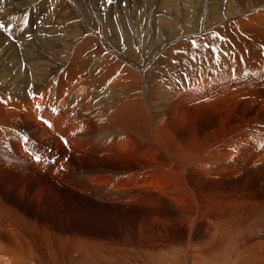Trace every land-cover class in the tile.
<instances>
[{"label": "rangeland", "instance_id": "374dc122", "mask_svg": "<svg viewBox=\"0 0 264 264\" xmlns=\"http://www.w3.org/2000/svg\"><path fill=\"white\" fill-rule=\"evenodd\" d=\"M5 1L0 0V81L15 68L23 87L15 93L14 82H0L9 85L7 92L0 88L8 93L0 96V206L9 204L2 205L0 216L15 210L14 225L22 218L23 246L34 249L35 264H180L187 240L197 247L192 253L197 250L200 264H264V0L253 8L243 5L232 22L222 24L217 18L230 10L224 0L180 10L166 0H48L49 7L41 6L45 0ZM162 15L170 18L168 25H161ZM124 22L132 47L123 39ZM47 28L60 35L50 39ZM76 44H82L80 52ZM109 45L119 59L109 62L121 68H112L98 86ZM121 97L127 103L116 104ZM147 98L151 119L144 109ZM32 111L39 112L37 118L30 117ZM62 134L65 141L58 142ZM45 151L53 153L48 162L56 172L38 166L37 157L46 161ZM101 174L106 177L98 180ZM106 245L116 255L103 262L98 258Z\"/></svg>", "mask_w": 264, "mask_h": 264}, {"label": "bare ground", "instance_id": "6f19581e", "mask_svg": "<svg viewBox=\"0 0 264 264\" xmlns=\"http://www.w3.org/2000/svg\"><path fill=\"white\" fill-rule=\"evenodd\" d=\"M5 1V0H4ZM16 1V0H15ZM25 1V0H24ZM27 1V0H26ZM53 1V0H52ZM87 1V0H86ZM168 3H169V5L171 6V7H178V9L179 8H187V7H189V9H190V7L191 6H196V5H198V4H200V3H202L204 0H183L182 2L181 1H179V0H166ZM209 1V0H208ZM221 1V0H220ZM218 2V1H215L216 3L218 2V7L220 6H224L225 5V8L227 9V8H229L230 10H228V12L230 13V11H233L235 14L233 15V16H231V15H229V13L227 14V12H226V15L224 16V17H218L217 15V23L219 22V23H221V22H223V21H225V20H228V19H230V18H232V17H234L235 15H237L236 13L242 8V6L243 5H245V7L246 6H248L249 8H253V7H255V6H259L262 2H263V0H224L223 2V4H221L222 2ZM6 2V1H5ZM4 2V3H5ZM28 2V1H27ZM35 3L36 2H38V1H34ZM41 2V1H40ZM57 2V1H56ZM60 2V1H59ZM78 2V1H77ZM180 2H181V4H180ZM3 3V4H4ZM32 3H33V1H32ZM62 3H64L63 1H62ZM208 3V2H207ZM212 3V4H211ZM38 4V3H37ZM44 4H47V5H45L46 7L48 6H50V3L48 2V0H45V2L43 1V3L41 4V6H44ZM52 4V3H51ZM210 4L211 5H216L215 3H213V0L210 2ZM21 5V4H20ZM27 5H28V3H27ZM56 5V4H55ZM54 5V6H55ZM59 5V4H58ZM57 5V7H59ZM63 5V4H62ZM61 6V5H60ZM86 6V5H85ZM131 6V5H130ZM8 7V6H7ZM16 7H18V5H16ZM22 7V6H21ZM27 7V6H26ZM29 7V6H28ZM38 7V6H37ZM40 7V6H39ZM53 7V6H52ZM139 7V6H138ZM144 7V6H143ZM170 7V8H171ZM9 8V7H8ZM12 8V7H11ZM41 8V7H40ZM224 8V7H223ZM14 9V8H13ZM44 9V8H43ZM188 9V10H189ZM192 9V8H191ZM212 10H213V8H211ZM221 9V8H220ZM243 9V8H242ZM241 9V10H242ZM248 9V8H247ZM29 10V9H28ZM57 10V9H56ZM166 10V9H165ZM180 10V9H179ZM222 10H224V9H222ZM222 10H220V11H222ZM245 10V9H244ZM251 10V9H250ZM249 10V11H250ZM49 11V10H48ZM54 11V10H53ZM233 12H231V13H233ZM244 12V11H243ZM248 12V11H247ZM7 13V12H6ZM5 13V14H6ZM166 13V12H165ZM240 13H241V11H240ZM51 14H53V13H51ZM56 14V13H55ZM139 14V13H138ZM239 14V13H238ZM260 15L259 16H261V13H259ZM264 14V13H263ZM172 14H170V16H171ZM5 16V15H4ZM57 16V15H56ZM165 16V15H164ZM168 17H170L169 15H167ZM215 16V17H216ZM158 17V16H157ZM161 17V21L162 22H160L161 23V25H165V24H169L168 23V21H169V19H165V18H163V15L162 16H160ZM175 17H176V15H175ZM212 17V16H211ZM256 17V16H255ZM19 18H21V17H19ZM141 18V17H140ZM10 19V18H9ZM8 19V20H9ZM137 19V18H136ZM216 19V18H215ZM256 19V18H255ZM260 19V18H259ZM262 19V18H261ZM2 20V19H1ZM51 20V19H50ZM126 20V19H125ZM157 20V19H156ZM177 20V19H176ZM179 20V19H178ZM231 20V19H230ZM233 20V19H232ZM232 20H231V22H232ZM7 21V20H6ZM229 21V20H228ZM228 21H227V24H228ZM56 22V21H55ZM134 22V21H133ZM157 22V21H156ZM33 23V22H32ZM37 23V22H36ZM128 23V22H127ZM131 23V22H130ZM154 23H155V21L153 22V25H154ZM177 24H178V21L176 22ZM175 23V24H176ZM223 23H225V22H223ZM257 23V22H256ZM53 24V23H52ZM222 24V23H221ZM5 25V24H4ZM32 25V24H31ZM58 25V24H57ZM123 25H125L124 26V30H125V38H123V39H126L127 41V44H128V46L129 47H132V46H134L133 44H134V40H133V38L130 36V34H129V32H131L130 30L128 31V29H127V25H126V22H124L123 23ZM161 25H159V26H161ZM166 25V26H167ZM172 25V24H171ZM174 25V24H173ZM179 25H181V24H178V26ZM231 25H234V23H232ZM236 25H238V24H236ZM251 25V24H250ZM159 26H157V24H156V27H158L159 28ZM176 26V25H175ZM196 26H197V24H196ZM195 26V27H196ZM255 26V25H254ZM258 26V25H257ZM13 27V26H12ZM47 27V26H46ZM174 27V26H173ZM180 27V26H179ZM188 27V26H187ZM190 27V26H189ZM188 27V28H189ZM193 27H194V24H193ZM198 27V26H197ZM223 27V26H222ZM59 28V27H58ZM161 28H163V27H161ZM165 28V27H164ZM178 28V27H177ZM183 28H185V27H183ZM257 28V27H256ZM0 29H4V28H0ZM6 29V28H5ZM36 29V28H35ZM39 29H41V27L39 28ZM39 29L37 30V31H39ZM117 29V28H116ZM116 29H115V32H117L116 31ZM158 30V29H157ZM192 30V29H191ZM193 30H195L194 28H193ZM259 30V29H258ZM257 30V31H258ZM4 31V30H3ZM25 31V30H24ZM75 31V30H74ZM122 31V30H121ZM154 31H155V29H154ZM161 31V30H160ZM180 31H181V29H180ZM184 31V30H183ZM182 31V32H183ZM9 32V31H8ZM27 32V31H26ZM45 34H48L49 35V38L51 39V38H53V37H56V36H59L60 34L58 33V31L56 30V29H54V28H47V29H45ZM162 32V31H161ZM172 32V31H171ZM169 33L168 32V34H172V33ZM197 32H199V30L197 29ZM206 31H204V33H205ZM264 32V31H263ZM61 33V32H60ZM75 33V32H74ZM123 33V34H124ZM155 33H156V31H155ZM209 33V32H208ZM211 34H212V32H210ZM214 33V32H213ZM23 34H25V33H23ZM64 34V33H63ZM157 34H158V32H157ZM167 34V35H168ZM187 34V33H186ZM193 34H195V33H193ZM196 34H198V33H196ZM47 35V36H48ZM117 35V34H116ZM191 35V34H190ZM202 35V34H201ZM203 35H205V34H203ZM31 36V35H30ZM35 35H33V37H34ZM62 36H64V35H62ZM67 36V35H66ZM117 36H119V34L117 35ZM162 36V35H161ZM181 36V35H180ZM194 36V35H193ZM192 36V37H193ZM253 36V35H252ZM10 37H11V35H10ZM23 37V36H22ZM26 37H28V36H26ZM25 37V38H26ZM74 37V36H73ZM76 37V36H75ZM183 37H184V35H183ZM185 37H186V35H185ZM188 37V36H187ZM196 37V36H195ZM35 38V37H34ZM68 38V37H67ZM149 38V37H148ZM182 37H180V39H181ZM190 38V37H189ZM7 39V38H6ZM36 39V38H35ZM40 39V38H39ZM57 39V38H56ZM61 39V38H60ZM59 39V40H60ZM64 39V38H63ZM70 39V38H69ZM118 37L116 38V40L115 41H118ZM172 39V38H171ZM34 40V39H33ZM71 40V39H70ZM77 40V39H76ZM120 40V39H119ZM167 40V39H166ZM187 40H188V38H187ZM191 40V39H190ZM195 40V39H194ZM240 40V39H239ZM3 41V40H2ZM19 41V40H18ZM32 41V40H31ZM48 41V40H47ZM75 41V40H74ZM168 41H170V40H168ZM179 41H181V40H179ZM178 41V42H179ZM189 41V40H188ZM188 41H186L187 43H188ZM220 41V40H219ZM35 42V41H34ZM45 42V41H44ZM52 42V41H51ZM55 42H56V40H55ZM76 42V41H75ZM120 42H121V40H120ZM165 42V41H164ZM177 42V43H178ZM183 40H182V44H183ZM216 42V41H215ZM6 43V42H5ZM8 43V42H7ZM26 43V42H25ZM38 43V42H37ZM46 43V42H45ZM49 43V42H48ZM61 43V42H60ZM69 43V42H68ZM67 43V44H68ZM70 43H71V41H70ZM185 43V42H184ZM223 43V42H222ZM257 43V42H256ZM20 44H22L21 42H20ZM19 44V45H20ZM63 44V43H62ZM66 43H65V45H67ZM116 43L114 42V45H115ZM213 44H214V41H213ZM1 45V44H0ZM33 45V44H32ZM77 45V44H76ZM113 45V44H112ZM179 45H181V43L179 44ZM4 46V45H3ZM22 46V45H21ZM28 46V45H27ZM68 46V45H67ZM109 46H111V45H109ZM175 46V45H174ZM173 46V47H174ZM222 46V45H221ZM29 47H32V46H29ZM28 47V48H29ZM40 47H41V49L43 48V47H45V46H43L42 47V42H41V44H40ZM47 47V46H46ZM71 47V46H70ZM76 47H79V52L82 50V44H78ZM115 47V46H114ZM116 47H118L117 45H116ZM214 47H216L215 46V44H214ZM1 48V47H0ZM22 48V47H21ZM20 48V49H21ZM27 48V47H26ZM57 48V47H56ZM104 48H105V46H104ZM112 48V49H111ZM111 48H109V50H107L106 52H105V49H103L104 50V55H103V57H102V61H101V65L102 66H104V71H103V73L101 74V76H99V80H97V81H95L96 82V84L98 85V86H102L106 81H105V76L110 72V70L112 69V68H121V66H119V65H116V64H114V63H112V62H109V60L111 61H113V60H118L119 61V59H115L116 57H115V55H116V53H117V51H115V49H113V47L111 46ZM175 48V47H174ZM217 48V47H216ZM23 49V48H22ZM40 49V50H41ZM58 49V48H57ZM78 49V48H77ZM76 49V50H77ZM54 50H56V49H54ZM60 50V49H59ZM73 50H74V48H73ZM118 50V49H117ZM170 50V49H169ZM172 50H174L173 48L171 49V51ZM215 50V49H214ZM6 51V50H5ZM10 51H12V49L10 50ZM9 51V52H10ZM15 49H14V52H13V55L15 56ZM21 51V50H20ZM26 51H29V49L27 50H25V55H24V57H25V59L26 60H28V57H30V56H26ZM42 51V50H41ZM61 51V50H60ZM60 51H59V54H60ZM75 51V50H74ZM171 51H169L170 53H172ZM208 51V50H207ZM1 50H0V57L1 58H3L2 57V54H1ZM24 52V51H23ZM75 52H78V51H75ZM6 54H7V52H5ZM4 53V54H5ZM37 53V52H36ZM40 53V52H39ZM38 53V54H39ZM65 53V52H64ZM101 53V52H100ZM223 53H225V52H223ZM37 54V55H38ZM62 54V53H61ZM166 54V53H165ZM209 54H210V52H209ZM226 54V53H225ZM17 55V54H16ZM39 55H41V54H39ZM58 55V54H57ZM101 55V54H100ZM169 55V54H168ZM212 55V54H211ZM211 55H209V56H211ZM215 55V54H214ZM255 55V54H254ZM7 56V55H6ZM19 56V55H18ZM33 56H35L34 54H33ZM32 56V57H33ZM42 56V55H41ZM54 56V55H53ZM58 56H60V55H58ZM66 56V55H65ZM77 56V54H74V57H76ZM117 56V55H116ZM5 57V56H4ZM16 57V56H15ZM39 57V56H38ZM36 58V56H35V58L36 59H39V58ZM62 57V56H61ZM101 57V56H100ZM163 57V56H162ZM21 59H22V57H20ZM34 58V57H33ZM119 58V57H118ZM223 58V57H222ZM4 59V58H3ZM13 59H16V58H13ZM19 59V58H18ZM17 59V62L18 63H21V62H19L20 60H18ZM59 59V58H58ZM207 59V58H206ZM217 59V58H216ZM6 60V59H5ZM24 60V59H23ZM35 59H33V61H34ZM65 60V59H64ZM67 60V59H66ZM98 60V59H97ZM121 60V59H120ZM1 61V60H0ZM31 61V60H30ZM148 61V60H147ZM209 61V60H208ZM16 62V61H15ZM26 62V61H25ZM39 62V61H38ZM41 62V61H40ZM57 62H59V61H57ZM97 62V61H96ZM23 63V62H22ZM34 63V62H33ZM45 63V62H44ZM98 63V62H97ZM127 63V62H126ZM237 63V62H236ZM42 64V63H41ZM62 66H64V64L65 63H63V61L60 63ZM14 65V64H13ZM18 65H20V64H18ZM17 65V66H18ZM22 65V64H21ZM122 65H123V67H125L126 69H128V71H129V74H132V73H130L131 71H132V69L130 68V67H126V65L124 64V63H122ZM15 66H16V64H15ZM34 66V65H33ZM43 66V65H42ZM42 66H41V68H42ZM62 66H60L59 65V67H62ZM204 66V65H203ZM11 67V66H10ZM13 67V66H12ZM11 67V69H13ZM19 67V66H18ZM44 67H45V65H44ZM58 67V68H59ZM239 67V66H238ZM9 68V67H8ZM8 68H7V70H8ZM35 68V67H34ZM146 68V67H145ZM164 68V67H163ZM10 69V68H9ZM15 69V68H14ZM9 70V72L6 74L5 73V77L3 78V80L2 81H0V82H7L8 80H11L12 82H14L15 83V86H17V88H12V86L14 85V84H11L12 86H11V88L15 91V93H17V92H20V90L19 89H21L22 87H23V85L21 84V82H19L21 79H20V75L18 74L19 73V71H17V70ZM17 69H19V68H17ZM21 69H23V67L21 68ZM31 69V68H30ZM36 69V68H35ZM45 69H46V67H45ZM147 69V68H146ZM6 70V69H5ZM32 70V69H31ZM37 70H39V69H37ZM41 70H43V69H41ZM41 70H40V72H41ZM55 70V69H54ZM36 71V70H35ZM34 71V72H35ZM51 71V70H50ZM94 71V70H93ZM114 71V70H113ZM24 72H25V69H24ZM40 72H39V74H40ZM31 73H32V71H31ZM87 73H90V72H87ZM115 73V72H114ZM143 73V72H142ZM145 73H147V72H145ZM30 74V73H29ZM38 74V73H37ZM36 74V75H37ZM150 74V73H149ZM33 76H31V77H33L34 79H35V77H34V74H32ZM134 75V74H133ZM138 75V74H137ZM146 75V74H145ZM158 74H156V76H157ZM28 76V75H27ZM26 76V77H27ZM40 77L42 76V74H40L39 75ZM46 76V75H45ZM136 76V75H135ZM39 77V78H40ZM86 78H89L87 75L85 76ZM91 77H92V75H91ZM146 77V76H145ZM145 77H142L141 76V78H142V80H143V84L145 83L146 84V82H145ZM151 77V76H150ZM30 78V77H29ZM28 78V79H29ZM134 78V77H133ZM137 78V77H136ZM138 78L140 79V77L138 76ZM41 79V78H40ZM115 78H113V80H114ZM138 79V80H139ZM163 79V78H162ZM36 80V79H35ZM34 80V81H35ZM37 80H39V79H37ZM36 80V81H37ZM117 80H119V79H117ZM186 80V79H185ZM27 81V80H26ZM132 81H135V79H133ZM146 81H148V79L146 80ZM4 82V83H5ZM9 82V81H8ZM7 82V83H8ZM29 82H31V81H29ZM40 82H42V81H40ZM44 82H45V79H44ZM47 82V81H46ZM117 81H115V82H113V85L116 83ZM149 82H150V80H149ZM33 83V82H32ZM133 83V82H132ZM1 84H3V83H1ZM9 84V83H8ZM28 84V83H27ZM31 84V83H30ZM38 84V83H37ZM42 84V83H41ZM45 84V83H44ZM7 85V84H6ZM5 85V87H4V85H0V88H5L4 89V91L7 89V88H9V85L8 86H6ZM32 85V84H31ZM34 85V84H33ZM112 85V86H113ZM132 85V84H131ZM25 86H26V84H25ZM28 86V85H27ZM39 86V85H38ZM43 85H41V87H42ZM92 86H95V84H91V86H89L91 89V91H92V89H94V87H92ZM109 86V85H108ZM143 86V85H142ZM14 87V86H13ZM130 87V86H129ZM133 87H135V83H134V85H133ZM144 87H146V86H144ZM29 88H31V87H29ZM36 88H37V85H36ZM45 88V87H44ZM51 88V87H50ZM82 88V87H81ZM96 88H98L97 86H96ZM95 88V89H96ZM132 88V87H131ZM24 89H26V88H24ZM78 90H80L79 88H77ZM118 88H114V89H111L110 91H113V90H117ZM249 89H250V91H251V88L249 87ZM22 90V89H21ZM28 90H30V89H28ZM28 90H27V92H28ZM33 90V89H32ZM38 90V89H37ZM36 90V91H37ZM40 90V89H39ZM143 90V89H142ZM145 90H146V88H145ZM144 90V91H145ZM240 90H243V89H240ZM3 91V93H0V96H2L1 94H3V95H5V94H7L8 95V93H5ZM26 91V90H25ZM49 91V90H48ZM47 91V92H48ZM51 91V90H50ZM49 91V92H50ZM77 91V90H76ZM89 91V90H88ZM99 91V90H98ZM125 91L126 90H124L123 89V93H125ZM139 91V90H138ZM161 91V90H160ZM249 91V90H248ZM2 92V91H1ZM6 92H7V90H6ZM9 92V91H8ZM32 92V91H31ZM97 92V91H96ZM143 92V91H142ZM222 92V91H221ZM242 92V91H241ZM255 92V91H254ZM101 93V92H100ZM104 93V92H103ZM128 93V92H127ZM158 93V92H157ZM25 94V93H24ZM81 94V93H80ZM105 94V93H104ZM130 94V93H129ZM140 94H141V91H140ZM145 94V93H144ZM147 94V93H146ZM226 95H227V93H225ZM237 95L236 96H238V94L239 93H236ZM11 95V94H10ZM30 95V94H29ZM32 95V94H31ZM101 95V94H100ZM131 95H133V96H135V98H136V95L135 94H131ZM143 95V94H142ZM158 95H160V94H158ZM241 95V94H240ZM239 95V96H240ZM84 96V95H83ZM123 96V95H122ZM124 96H125V94H124ZM13 97V96H12ZM22 97V96H21ZM29 97V96H28ZM33 97V96H32ZM76 97V96H75ZM149 97V96H148ZM217 97V96H216ZM128 99H129V97H127ZM213 98V97H212ZM220 98H222V97H220ZM219 98V96H218V100L220 99ZM225 98H227V97H225ZM3 99V98H2ZM72 99V98H71ZM125 99L126 98H124V97H121L119 100H117L116 101V104H120L121 102L122 103H124L125 102ZM137 99H139V97L137 98ZM34 100V99H33ZM33 100H31V101H33ZM220 100H223V98L222 99H220ZM16 101V100H15ZM30 101V102H31ZM97 101H99V100H97ZM96 101V102H97ZM129 101H130V99H129ZM141 101V100H140ZM143 101V100H142ZM155 101V100H154ZM217 101V100H216ZM0 102H2V100H0ZM35 102V101H34ZM161 102V101H160ZM159 102V103H160ZM225 102V101H224ZM4 103V102H3ZM36 103V102H35ZM62 103V102H61ZM125 103H127V102H125ZM149 99L147 98L145 101H144V109H145V112H146V114H147V116L151 119V117H152V115H151V109H150V105H149ZM152 103V102H151ZM215 103V102H214ZM253 103V102H252ZM251 103V104H252ZM255 103V102H254ZM1 104V103H0ZM129 104V103H128ZM141 104V103H140ZM157 104V103H156ZM249 104V103H248ZM5 105V104H4ZM4 105H2V106H4ZM10 105L12 106L13 104H11L10 103ZM32 105V104H31ZM250 105V104H249ZM123 106H124V104H123ZM158 106V105H157ZM8 107V106H7ZM129 107V106H128ZM4 108H6V106L4 107ZM9 108V107H8ZM15 108V107H14ZM153 108V107H152ZM215 108V107H214ZM129 109V108H128ZM14 110H16V109H14ZM133 110V109H132ZM131 111V110H130ZM134 111V110H133ZM132 111V112H133ZM182 111V110H181ZM4 113V112H3ZM100 113H102V111L100 110ZM173 113V112H172ZM177 113V112H176ZM175 113V114H176ZM183 113H185V112H183ZM5 114V113H4ZM38 114H39V112H37V111H32V112H30V117H34V118H37V116H38ZM131 114V113H130ZM156 114V113H155ZM159 114H160V112H159ZM188 114V113H187ZM27 115V114H26ZM191 115V114H190ZM126 116V115H125ZM124 116V119L126 118ZM129 116V115H128ZM134 116V115H133ZM164 116V115H163ZM162 116V117H163ZM176 116H179L178 114L176 115ZM43 118V119H42ZM137 118V117H136ZM153 118H154V113H153ZM41 119L43 120V122L45 123V122H47L48 121V118L46 119V120H44V117H41ZM127 119V118H126ZM135 119V118H134ZM124 121V120H123ZM136 121V120H135ZM161 121H162V118H161ZM125 122V121H124ZM124 122H122V123H124ZM126 122H128L127 120H126ZM134 122V121H133ZM160 122V121H159ZM51 124V123H50ZM128 124V123H127ZM129 124H130V122H129ZM128 124V125H129ZM132 124H134V123H132ZM131 124V125H132ZM136 124V123H135ZM141 124V123H140ZM154 124H156V123H154ZM37 125V124H36ZM123 125H125V124H123ZM139 126H141V125H139ZM56 127H59V125H57ZM128 127V126H127ZM79 128V127H78ZM121 128H123V127H121ZM129 128V127H128ZM164 128V127H163ZM56 130H57V132H59L60 131V129H58V128H56ZM127 130V129H126ZM129 130V129H128ZM127 130V131H128ZM130 130H131V128H130ZM129 130V131H130ZM153 130V129H152ZM65 131V130H64ZM154 131V130H153ZM133 132V131H132ZM151 132V131H150ZM124 133H125V131H124ZM129 133V132H128ZM134 133V132H133ZM141 133H143V132H141ZM166 133H168V132H166ZM132 134V133H131ZM155 134V133H154ZM138 135H141V134H138ZM62 137H63V134L62 135H60L59 137H58V139H57V141L58 142H63V140L64 139H62ZM131 136H129V138H130ZM135 137V136H134ZM136 137H137V135H136ZM223 137V136H222ZM222 137H220V138H222ZM224 138V137H223ZM222 138V139H223ZM132 139V138H131ZM134 139V138H133ZM124 140V139H123ZM130 139H128L127 140V142L129 141ZM65 141V140H64ZM227 141V140H226ZM71 143V142H70ZM122 143H124V142H122ZM122 143H120V145L122 144ZM131 143V142H130ZM129 143V144H130ZM159 144V143H158ZM75 146V145H74ZM124 146H126V148H127V145H126V142H125V144H124ZM132 145H130V147H131ZM152 146H150V148H151ZM161 147V146H160ZM119 148V147H118ZM117 148V149H118ZM126 148H124V149H126ZM133 148H134V146H133ZM142 148V147H141ZM144 148V147H143ZM164 148V147H163ZM121 149V148H120ZM119 149V150H120ZM123 149V148H122ZM131 149V148H130ZM129 149V150H130ZM138 149H140V148H138ZM147 149V148H146ZM145 149V150H146ZM91 150V149H90ZM128 150V151H129ZM132 150V149H131ZM136 150H137V148H136ZM151 150H153V149H151ZM166 150H167V148H166ZM128 151H126V154H127V152ZM134 151H135V148H134ZM150 151V150H149ZM154 151H156V150H154ZM153 151V152H154ZM162 151V150H161ZM173 150H171V151H169L168 153H171ZM182 151V150H181ZM187 151L188 150H186L185 151V153L187 154ZM109 152V151H108ZM111 152V151H110ZM121 152H123L122 150H121ZM129 152H131V151H129ZM128 152V153H129ZM132 152H133V150H132ZM131 152V153H132ZM139 152L140 153H142V151H140L139 150ZM146 152H148V151H146ZM145 152V153H146ZM151 152V151H150ZM123 153H125V151L123 152ZM178 153V152H177ZM176 153V154H177ZM188 157H189V159H190V152L188 151ZM130 154V153H129ZM128 154V155H129ZM134 154V152L131 154L132 156H134L133 155ZM143 154V153H142ZM152 154H154V153H152ZM173 154V153H172ZM172 154H169V155H172ZM175 154V153H174ZM173 154V155H174ZM183 155H185L186 156V154H184V153H182ZM138 155H139V153H138ZM145 155H149V154H145ZM172 155V156H173ZM180 156L179 157H182L183 155H181V154H179ZM141 156V155H140ZM171 156V157H172ZM185 156H183V157H185ZM41 157V156H40ZM131 157V156H130ZM145 157V156H144ZM166 157V156H165ZM168 157H170V156H168ZM188 157H187V160H188ZM133 158V157H132ZM137 159L139 158V156L138 157H136ZM135 158V159H136ZM42 157H41V161H42ZM148 158H147V156H146V160H147ZM149 159H151V158H149ZM172 159V158H171ZM171 159H169V160H171ZM177 159V158H176ZM184 159H186V158H184ZM264 159V158H263ZM152 160H154V159H152ZM151 160V161H152ZM166 160H168V159H166ZM173 160V159H172ZM137 161V160H136ZM139 161V160H138ZM165 161V160H164ZM61 163V162H60ZM165 163V162H164ZM180 164H181V162H180ZM150 165V164H149ZM165 165V164H164ZM150 166H152V164L150 165ZM8 167V166H7ZM143 167V166H142ZM149 166H147V168H148ZM164 167H168V166H164ZM151 168V167H150ZM155 169H157L156 167H155ZM161 169V168H160ZM159 169V170H160ZM141 170H142V168H141ZM144 170H145V168H144ZM147 171H148V169H146ZM163 170V169H162ZM165 170V169H164ZM52 171V170H51ZM127 171V170H126ZM126 171H125V173H126ZM139 171V170H138ZM150 171V170H149ZM157 171V170H156ZM1 172V171H0ZM53 172V171H52ZM128 172V171H127ZM131 172V171H130ZM143 172V171H142ZM145 173H146V171H144ZM143 172V173H144ZM159 172V171H158ZM100 173H106V172H100ZM133 173V172H132ZM132 173H131V175H132ZM138 173V172H137ZM156 173L157 172H155V175H156ZM206 173V172H205ZM97 174V173H96ZM127 174V173H126ZM136 174V173H135ZM152 174H154V173H152ZM165 174V173H164ZM168 174V173H167ZM172 174V173H171ZM179 174V173H178ZM6 175V174H5ZM98 175V174H97ZM123 175V174H122ZM130 175V176H131ZM119 176H121V175H119ZM137 176V175H136ZM144 176V175H143ZM154 176V175H153ZM165 176H166V174H165ZM106 176L105 175H103V174H101V175H99V177H97V179L98 180H102V179H104ZM122 177V176H121ZM126 177H127V175H126ZM132 177H134V176H132ZM125 178V177H124ZM142 178V177H141ZM157 178H158V176H157ZM161 178V177H160ZM165 178V177H164ZM172 178V177H171ZM176 178V177H175ZM125 179H127V178H125ZM137 179V178H136ZM153 179H155V182L156 183H158L157 182V180H156V177L155 178H153ZM167 179H168V177H167ZM170 179V178H169ZM20 180V179H19ZM19 180H18V182H19ZM23 180V179H22ZM122 180V179H121ZM149 180V179H148ZM152 180V179H151ZM133 181V180H132ZM162 180L160 179V182H161ZM176 181V180H175ZM23 182H25L24 180H23ZM127 183V182H126ZM153 183V182H152ZM20 184V183H19ZM122 184H124V183H122ZM21 185V184H20ZM145 185H147V184H144V186ZM186 185V184H185ZM143 186V185H142ZM185 187H187V186H185ZM24 187H22V188H17V190H16V195L17 196H19V197H21V194L24 192H22V189H23ZM167 188V187H166ZM149 189V188H148ZM152 189V188H151ZM155 189H156V187H155ZM155 189H154V191H155ZM160 189V188H159ZM158 189V190H159ZM168 189V188H167ZM172 189V188H171ZM170 189V190H171ZM173 190V189H172ZM35 191H37V190H35ZM168 191H169V189L167 190V193H168ZM161 192V191H160ZM164 192V191H163ZM162 192V193H163ZM38 193V192H37ZM164 193H166V192H164ZM184 193V192H183ZM182 193V194H183ZM36 194V193H35ZM51 195V194H50ZM166 195V194H165ZM168 195H170V194H168ZM172 195V194H171ZM176 195V194H175ZM23 196H24V194H23ZM22 196V197H23ZM184 196H185V194H184ZM191 196V195H190ZM179 197V196H178ZM185 197H187L188 198V196H185ZM172 198V197H171ZM180 198V197H179ZM179 198H178V200H179ZM193 198V197H192ZM195 198V197H194ZM2 199V198H1ZM22 199V198H21ZM169 199V198H168ZM198 199V198H197ZM155 200V199H154ZM189 200V199H188ZM196 200V199H195ZM212 200V199H211ZM3 201V200H2ZM182 201V200H181ZM187 201V200H186ZM191 201V200H190ZM5 202V201H4ZM174 202V201H173ZM178 202V201H177ZM241 202V201H240ZM191 203V202H190ZM193 203V202H192ZM157 204V203H156ZM179 204V203H178ZM255 204V203H254ZM2 205H3V202H2ZM2 205L0 206V211H2L1 210V207H2ZM9 204H6V206H4V207H7ZM187 205V204H186ZM190 204H189V202H188V206H189ZM187 206V207H188ZM256 206V205H255ZM197 207V206H196ZM3 208V207H2ZM11 208V207H10ZM15 208V207H14ZM148 208V207H147ZM153 208H154V206H153ZM189 208V207H188ZM250 208V207H249ZM5 209V208H4ZM17 209V208H16ZM8 210H10L9 208L7 209V211ZM19 210V209H18ZM191 210V209H190ZM193 210V209H192ZM213 210V209H212ZM5 211H6V209H5ZM12 211V210H11ZM15 210H13V212H14ZM210 211V210H209ZM12 212V214L10 215L9 213H10V211H9V213H7V212H5V214H1V216H0V264H35V258L33 259V257H34V253L32 252V250H34V249H32L31 247H30V249H31V251L29 250V248L27 247V245H25L26 247H24L23 245L24 244H26L27 243V241H25V237H24V233H23V231H22V228L20 227L21 225H20V223H21V219L22 218H19V220H18V218H16L17 219V222L15 223V225L11 222L12 220H10V216H12L14 213ZM25 212V211H24ZM198 212V211H197ZM15 213H17V212H15ZM200 213V212H199ZM20 216H22L21 214H23V213H21L20 211H19V213H18ZM17 214V215H18ZM15 215V214H14ZM13 215V216H14ZM186 215V214H185ZM197 215V214H196ZM18 217V216H17ZM25 217V216H24ZM23 217V219H24V221H25V218ZM13 218V217H12ZM15 218V217H14ZM13 218V219H14ZM190 219V218H189ZM24 221H23V224L25 225V226H23L22 225V227L24 228H26L27 226H26V224L24 223ZM195 221H196V219H195ZM209 221V220H208ZM189 222V221H188ZM194 222V221H193ZM192 221L190 222V224H189V226L188 227H190L191 225H192V223H193ZM215 222V221H214ZM165 225L167 224L166 222L164 223ZM164 225V226H165ZM216 225V224H215ZM211 227V226H210ZM214 227V226H213ZM24 228V229H25ZM47 228V227H46ZM48 228H50V227H48ZM192 228V227H191ZM23 229V230H24ZM206 229V228H205ZM49 230V229H48ZM28 231V230H27ZM33 232L32 230H29V232ZM26 232V231H25ZM48 232V231H47ZM52 232V231H51ZM213 232V231H212ZM34 233V232H33ZM33 233H32V235H33ZM42 233V232H41ZM50 233V232H49ZM57 233V232H56ZM40 234V232H38V235ZM46 234V233H45ZM51 234V233H50ZM26 235H28V232L26 233ZM31 235V234H30ZM60 235H61V233H60ZM41 236H42V234H41ZM44 236V235H43ZM51 236H53V234L51 235ZM62 236V235H61ZM34 237H35V235H34ZM38 237V236H37ZM53 237H58V236H53ZM52 237V239H55V238H53ZM60 237V236H59ZM58 237V238H59ZM62 237H64V236H62ZM27 238V237H26ZM29 238V237H28ZM43 238V237H42ZM45 238V237H44ZM211 238V237H210ZM57 239V238H56ZM85 239V238H84ZM27 240V239H26ZM30 241L32 240V239H29ZM34 240V239H33ZM38 240L40 241V240H42L43 241V239H39L38 238ZM62 240V239H61ZM37 241V240H36ZM94 241H96V240H94ZM24 242H26V243H24ZM32 242H34V241H31V243ZM37 243H39V242H36L35 243V245L37 244ZM43 243V242H42ZM41 243V244H42ZM91 243V242H90ZM186 246H185V248H184V250L182 251V253H181V255H180V264H193V262L194 261H197L198 262V264H200V257L198 256V257H196L197 256V254H198V252H197V250H196V252L195 253H192V249L193 248H197L190 240H187L186 241ZM204 243V242H203ZM29 244V243H28ZM86 244V243H85ZM255 244V243H254ZM256 244H257V242H256ZM42 245H44V244H42ZM75 245V244H74ZM99 245V244H98ZM30 246H33V244L32 245H30ZM39 246V245H38ZM200 246V245H199ZM40 248L42 247V246H39ZM258 247V246H257ZM27 248V249H26ZM54 248V247H53ZM100 248V247H99ZM113 248H115V247H112V246H105V248H104V250H102V252H103V254L102 253H100V255H101V257H97L98 258V260H101V259H103L102 261L104 262L105 260H106V258L108 259V258H111V257H113V256H115L116 255V249H113ZM35 249H37V248H35ZM44 249V248H43ZM51 250H52V248H51ZM86 250V249H85ZM99 250V249H98ZM264 250V249H263ZM37 251V250H36ZM40 251H42V248H41V250ZM101 252V251H100ZM194 252V251H193ZM259 252V251H258ZM50 253V252H49ZM200 253V252H199ZM38 254V253H37ZM44 254V253H43ZM86 254H89V252L88 253H85V254H83V256H85ZM97 254V253H96ZM98 254H99V252H98ZM36 255V254H35ZM41 255V254H40ZM47 255V254H46ZM200 255V254H199ZM207 255H209V254H207ZM215 255V254H214ZM49 256V255H48ZM47 256V257H48ZM51 257H53V256H51L50 255V257H48V258H51ZM103 257V258H102ZM87 258V257H86ZM105 258V259H104ZM177 258V257H176ZM262 258V257H261ZM260 258V259H261ZM39 259V258H38ZM38 259H36V261L38 260ZM41 259V258H40ZM51 259H53V258H51ZM264 259V258H263ZM50 260V259H49ZM55 260V259H54ZM82 260V259H81ZM177 260H178V258H177ZM40 260H38V262H39ZM57 261V260H56ZM85 261H86V259H85ZM92 261V260H91ZM260 261V260H259ZM262 261V260H261ZM43 262V261H42ZM42 262L40 263V264H42ZM167 262V261H166ZM49 263V262H48ZM100 263V262H99ZM163 264H164V262H162ZM262 263H264V262H262ZM54 264V263H53ZM88 264V263H87ZM95 264V263H94ZM168 264H169V262H168ZM170 264H172V263H170ZM174 264H175V262H174Z\"/></svg>", "mask_w": 264, "mask_h": 264}, {"label": "snow or ice", "instance_id": "6c2138e0", "mask_svg": "<svg viewBox=\"0 0 264 264\" xmlns=\"http://www.w3.org/2000/svg\"><path fill=\"white\" fill-rule=\"evenodd\" d=\"M3 27V25H0V28H2ZM37 159H39V157H37Z\"/></svg>", "mask_w": 264, "mask_h": 264}]
</instances>
